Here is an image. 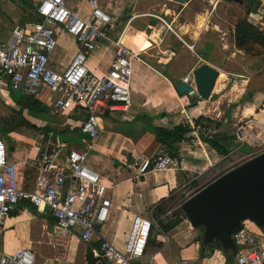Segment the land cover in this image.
<instances>
[{"label": "crops", "instance_id": "1", "mask_svg": "<svg viewBox=\"0 0 264 264\" xmlns=\"http://www.w3.org/2000/svg\"><path fill=\"white\" fill-rule=\"evenodd\" d=\"M17 2L26 4L24 8L30 9L31 15H33L34 10L37 13L36 9L24 0H17ZM207 2L210 3L209 0H189L183 4L177 3L175 0H100L101 8L111 15L115 23L116 30L113 39L118 37L125 27L132 34H137L139 37L135 41L144 50L139 56L140 59H137L142 67L140 70L139 67L135 69L133 66L132 76V79L137 76L136 84L139 79V90L143 89L145 78H148L150 74L154 76L147 87L148 96L146 99H141L140 96L133 101L131 99V106L127 111H115L107 113L103 117L102 136L89 157V166L100 173L103 182L109 186L108 197L112 204L109 219L103 227L98 228L97 236L91 243H84L81 240V233L75 234L74 230L67 245L69 246L68 255L67 252L59 255L57 244L55 242L53 244L52 240H45L46 234L48 236L52 232L55 234L57 227V221L51 215L50 210L38 211L30 203L24 201L17 206L16 210L5 221L4 232L1 236L2 251L11 253L21 248H27L32 249L34 253H40L43 257L41 264H71L73 260L69 257L75 254L78 242L85 245V260L89 250L93 251V255L96 251H100L103 239L113 243L117 249L124 250L133 220L136 216L141 215L152 218L158 225L153 229L149 240L153 244L149 243L147 248V253L153 264H167L164 260L169 258L171 259L169 264H175L178 261L176 257L187 264H214V256L213 258L201 256L202 247L200 245L201 249L199 248L198 242H195L193 255L187 254L191 250V246L179 249L180 244L174 243L167 249L170 251L169 256H165L163 253L165 248L164 239L168 235L170 236L172 231L179 228L177 229L178 232L186 224L193 232L197 229L190 227L183 219L165 234L161 230L160 222L175 221L176 213H179V211L182 213L180 207L185 201V194L188 191L202 189L229 169L223 170L210 182L203 183L199 179L186 187L185 185L192 175L182 170L150 171L144 177L136 178L134 173L127 169V163L133 157L152 158L161 150H164L157 139L156 128L158 127L173 129L180 124H187L190 120L195 121L198 117L204 116L222 123L224 127L233 128L234 131L231 134L236 136L237 126L244 120L243 113L246 110L250 112L251 116H255V119L252 120L255 125H264V85L261 84V89L253 94L249 104L242 110L234 97V90L238 86L237 80L229 77L234 75L233 73H236L235 76H241V68H238L237 72L226 70L225 66L211 60L210 52L218 48L221 51H218V53L225 55L228 62L233 58V62L238 64V59L235 60V58H242V56L237 55V53L226 52V42H223L219 47L217 44L209 43V38L201 47L202 38L197 36L205 29L201 30L200 27L207 26L210 23L208 19H205L206 15L203 13L206 10L205 3ZM1 3L2 0H0ZM68 6L83 18H87L91 11L87 0H69ZM256 10L255 13L249 15V22L264 27V5L258 3ZM24 16L23 14L20 17V24L10 27L12 31L8 36H6V31L3 34L1 33L0 40H8L16 28L35 23L22 24ZM202 17L205 19L204 23L200 19ZM212 25L214 31L221 32V37L226 40V30L221 28L224 24L215 21ZM261 30L264 29L261 28ZM149 43L150 45H148ZM58 48L66 51L64 59L59 60L60 51L56 52ZM77 51L76 39L67 32L62 31L58 36V45L50 56L49 66L57 73L64 72ZM115 51L114 43L108 40L100 41L88 58V68L99 76L105 75L115 57ZM65 59L68 60L65 61ZM203 64L215 67L220 73L210 98L208 100L193 99L188 94H179L177 86L186 79V82L195 88L194 71ZM219 80H221L219 88L227 90V92H224L227 99H224L221 95L215 99V94H218L217 82ZM247 80H250V77H247ZM246 82L248 81H245L244 84H247ZM0 85L11 88L2 79H0ZM224 87L227 89H224ZM192 102H195V104H191ZM218 105L219 108L216 109ZM220 105H223V107L220 108ZM224 105L228 108H225ZM231 108H233V111L230 114ZM63 115L67 116V121L64 123V127L57 130L69 129L70 133L78 132L80 134L79 125L82 118L66 113ZM248 127L249 125L245 126L243 133H241V136L247 141L243 148L246 152L247 150L251 151L249 154H244L245 157L256 150L258 153L261 151L260 148L264 146V133H248ZM227 133H230V131H227ZM51 136L54 140L57 139L65 145V149L61 153V156H65V160H62L59 155L60 163L65 164L69 150L83 149L82 139L79 143H64L57 134H51ZM177 150L176 158L183 165L200 170L202 175L205 176L217 172L225 159V156L219 154L203 139L202 145L198 142L194 143L191 133H188L184 140L177 144ZM11 151L12 160L19 163L15 148ZM19 165L21 166V163ZM25 173L26 170L22 172L24 178L22 183L30 188L32 183L30 185L25 184ZM187 188L190 190H187ZM171 202H174L173 208L176 213L169 212L168 208H170ZM159 209L162 210L161 214L158 211ZM182 215L186 218L183 213ZM250 227L253 230L256 228L254 226ZM197 232L202 234L200 230ZM53 237L56 239L55 235ZM179 238L176 239L179 240ZM4 246L13 249V251L4 249ZM41 248L45 250L41 251ZM162 255L165 256V259L162 258ZM158 256L160 259L157 258ZM218 259L219 264L227 263V260H222L220 257ZM96 263L103 262L96 260Z\"/></svg>", "mask_w": 264, "mask_h": 264}, {"label": "built area", "instance_id": "2", "mask_svg": "<svg viewBox=\"0 0 264 264\" xmlns=\"http://www.w3.org/2000/svg\"><path fill=\"white\" fill-rule=\"evenodd\" d=\"M68 1L24 0L36 9L41 21L16 28L8 40H0V79L12 89H20L26 97L39 98L55 113L81 117L79 128L83 135V149L69 150L65 164L59 161L65 145L51 135L47 147L33 145L36 156L32 163L28 159L24 163L34 170L29 188L23 185L20 165L10 157V148L0 133V264H36L32 249L21 248L12 254L1 249L5 221L21 202L30 203L38 211L49 209L57 219L55 237L66 242V246L77 227L81 228V240L91 243L98 228L109 219L112 205L109 186L100 173L89 166V157L102 136L103 117L130 108L134 60L140 59L144 50L135 41L138 35L132 34L127 27L113 39L115 23L101 8L100 0H87L91 9L87 18L73 11ZM209 1L213 10L220 2ZM259 1L264 5V0ZM62 31L76 39L78 51L66 70L57 73L49 66V60ZM102 40L114 43L116 51L107 73L99 76L88 68L87 62ZM188 124L194 143L202 145L204 128L195 121L190 120ZM244 128L241 123L236 130L240 148L247 143L241 136ZM212 133L210 130L206 134ZM262 152L264 149L255 156ZM127 169L136 178L150 171L182 170L192 175L185 187L202 177L200 170L183 165L167 150H161L152 158L135 156L127 163ZM199 190L188 191L185 201ZM184 220L192 227L186 218ZM246 222L234 233L236 253L233 261L226 264H264V233L260 229L255 232ZM157 226L150 217L136 216L124 250L103 239L100 251L94 253L95 259L102 264H153L147 248Z\"/></svg>", "mask_w": 264, "mask_h": 264}, {"label": "rangeland", "instance_id": "3", "mask_svg": "<svg viewBox=\"0 0 264 264\" xmlns=\"http://www.w3.org/2000/svg\"><path fill=\"white\" fill-rule=\"evenodd\" d=\"M255 1H256V4H258L260 2L259 0H255ZM205 4H206L205 5L206 10L203 13L206 15L205 19H208L210 21V23L207 26L200 27L201 30L202 29H205V30H203L202 33L200 35H198L197 37L202 38V46L201 47L204 46V42L207 41V39L209 38L208 39L209 43H212L213 45L217 44V45H219V47L221 46V44L223 42H226V44H227V47L225 48L226 52L237 53V55L242 56V58H237V57L235 58V60L238 59V62H239V64H238L236 62H233V58H231V61L228 62V59H227V57H225V55H221L220 53H218V51H220V49H218V48L213 49V51L210 52L211 53V60L218 62L219 65L225 66L224 68L226 70H229L231 72H237L238 68L239 69L241 68V70H242V71L240 70L242 72L241 76H237V75L235 76L236 73H233L234 75H230L229 77L235 78L237 80L238 86L234 90V97L237 99L236 101H238V103L237 102L236 103L238 104L239 108H242V110H243L244 107L249 104V101L252 98L250 93L255 94L256 92H258L261 89V84L264 85V54L261 56H253L250 53H245L244 51L238 50L235 46V38H234L235 25L240 19L246 18L247 13L252 6L250 5L249 0H243L242 4H240L234 0H222L221 3L219 2V5H217L215 7L214 10H213V7L211 6V3L208 4V2H207ZM24 5L26 6V4H24L23 2L18 3L17 0H2V3L0 4V34L1 33L3 34L6 31V36H8L12 31L10 27L14 26L15 24H20V17H22L23 14L25 16L28 14H32L30 9L24 8L25 7ZM247 18L249 21L250 16L248 15ZM263 18H264V16H263ZM215 21L220 22V24H224L221 28L226 30V35H225L226 40H223V37H221V34H222L221 32L214 31V27H213L212 23H214ZM257 26L264 29V27L259 25V24ZM114 35H113V38L115 37ZM148 45H150V43ZM56 52H59V54H60L59 60L65 58V55H66L65 50L58 48ZM67 60L65 59V61H67ZM227 63H230V64L228 65ZM138 67L141 70V67H142L141 64L137 60H134V68L136 69ZM166 70H168V68H166ZM136 77L137 76H135V78H133L131 81V99H132V101L135 100L139 96L141 97V99L147 98V96H148L147 87L150 85V83L152 81L151 79L154 76L152 74H150L148 76V78H145L143 80L145 85L143 86V89H141V91L138 88L139 87V85H138L139 79H138V83L136 84V79H137ZM247 77H250V80H247ZM245 81H248V82H246L247 84H244ZM220 82H221V80H219L217 82V84H218L217 93L218 94H215V99L218 98L220 95L222 97H224V99H227V97L224 95L225 94L224 92H227V90H222V88H219ZM224 89H227V88L224 87ZM8 90H9V88L0 85V121L2 119L12 115L14 110L19 109V107L16 104H14L11 101V99L9 98V91ZM12 96L15 99H18V98L23 96V92L20 89H13ZM222 107H223V105H220V108H222ZM224 107L228 108L225 105H224ZM218 108H219V105L216 107V109H218ZM225 108H224V110H225ZM232 111H233V108H231L230 114L232 113ZM221 117H223V116H221ZM243 117H244L243 118L244 120H242V123L245 126L249 125L248 133H256V132L264 133V125H261V124L255 125V123H253V121H252L255 119V116H251L249 111L246 110L243 113ZM66 121H67V116L57 113L56 114V123L57 124H53V129L57 130V129L64 127V123H66ZM34 122L38 126H42L41 121L35 120ZM221 131H223V132H227V131L229 132L230 131V133H231L234 131V129L233 128L230 129L228 126L224 127V125H223V128L221 129ZM3 139L5 140L6 144L9 146V148H11V147L15 148V152L17 153L18 161H19V163H21L20 169L22 172L26 170V173H25L26 182H25V184L30 185L32 183V181L34 180V170H32V168H30V166L25 167L24 163L27 159H28V161H30L32 163V160L36 156V152L33 150V145L38 144V145H41L42 147H47L48 142H49L48 138H46L45 133L40 132V131L31 130V129H20L16 132L11 133L8 136L4 135ZM263 149H264V146H262L260 148V150H263ZM9 152H10V157H12L11 149H9ZM244 152H246V150ZM250 152L251 151L247 150V152L245 154H249ZM255 154H257V150L252 152L247 157H245L244 154L237 152V153L233 154V156H232L233 159L230 162L226 161V163H223V165L220 166V168L217 170V172H213L211 175L210 174H208L206 176L202 175L200 180L203 183L210 182L211 180L215 179V177H217L223 170H226L227 168L228 169L233 168L234 166H237L240 163L245 162L244 160H248L250 157L255 156ZM60 156H61V154H60ZM61 159L65 160V156H61ZM174 202H171V204L169 206L170 208H168L169 212H171V213H173V212L176 213L174 211V208H173ZM246 223L250 226L256 227V228H254L255 232L259 231V228L254 223H252L250 221L246 222ZM177 229H179V228H177ZM177 229L172 231L170 236L168 235L167 237H165L164 244H165V248H166V246H167V248H166V250L164 248L163 253L165 254V256H167L168 253L170 252L167 249L171 245H174V243H179L180 244V246L178 247L179 249H182V248L184 249V248H188L191 246V250L189 252H187V254L193 255L194 248H195L194 246H196L195 242H198L197 244L199 245V248L201 245L200 240H199L200 235H201L200 232H197L198 230L193 232V230L190 229L187 226V224L184 225V227L182 226L180 228V230H178V232H177ZM77 233H81L80 227L75 228V234H77ZM54 235L55 234L53 232L49 236H48V234H46L45 240H48V241L52 240L53 244H54V242H55V244H57V249H58L59 255L64 254V252L65 253L67 252V255H68L69 246H66V244H65L66 242H63V241L58 240V239H54V237H53ZM177 237H180L179 240L176 239ZM166 243H168V244H166ZM4 249H6L8 251H13V249L8 248L7 246L6 247L4 246ZM42 250H45V249L41 248V251ZM215 250H216V252L214 253ZM121 251H123V250H121ZM14 252H11L10 254H12ZM35 254H36L35 255L36 264H41L42 263L41 260L43 257L40 255V253L38 254V252H36ZM163 255H162V258L165 257ZM55 256L56 255L54 254V257ZM213 256H214V264H219V259H218L219 257H220V259L222 258V260H227V258H228L224 254V252H222L218 248L216 249V247L212 248L210 250H207L205 252V255H204L205 258H213ZM69 258H71L73 260V262H71V264H87L86 260H85V245L83 243L78 242V247L76 249L75 254L70 255ZM157 258L160 259L159 256ZM177 259H178V261L175 264H183V261L180 260L179 257H176V260ZM164 261L167 264H169L171 259L170 258L165 259Z\"/></svg>", "mask_w": 264, "mask_h": 264}, {"label": "water", "instance_id": "4", "mask_svg": "<svg viewBox=\"0 0 264 264\" xmlns=\"http://www.w3.org/2000/svg\"><path fill=\"white\" fill-rule=\"evenodd\" d=\"M175 1L183 4L189 0ZM234 1L243 3V0ZM219 74L215 67L203 64L194 71L195 88L182 81L177 92L208 100ZM180 209L191 226L201 231V247H216L234 256L233 236L240 224L250 221L264 233V152L224 172L183 202ZM86 261L102 264L96 263L92 250L87 253Z\"/></svg>", "mask_w": 264, "mask_h": 264}, {"label": "trees", "instance_id": "5", "mask_svg": "<svg viewBox=\"0 0 264 264\" xmlns=\"http://www.w3.org/2000/svg\"><path fill=\"white\" fill-rule=\"evenodd\" d=\"M249 2L252 7L248 11L246 18L240 19L234 28L235 46L238 50L244 51L245 53H250L253 56H261L264 54V33L259 26L253 25L248 21V15L257 11L256 1L249 0ZM37 21H41V18L34 10L33 15L30 14L24 17L22 24ZM12 92L13 89L10 88L9 97L13 103L19 107V109L14 110L12 115L0 121V133L3 136H8L9 134L20 129H31L45 133L46 138L51 134H57L59 139L64 143H79L81 141V133H70L69 129H65L63 131L53 129V124H57V113L51 111L39 98H31L23 95L22 97L15 99L12 96ZM250 95L252 97L253 93H250ZM191 104H195V102H192ZM33 120L41 121L42 126H38ZM195 122L204 128L201 138L219 154L225 156V159L221 165L226 163V161L230 162L233 159V154L237 152L241 154L246 153L243 152L245 150L243 147L240 148V142L235 135L221 131L223 127L222 123H218L213 119L204 116L198 117ZM210 130L213 131V133L207 135L206 133H208ZM156 132L158 142L161 144V146H163L164 150L169 151L173 156L176 157L178 151L177 144L184 140L185 136L192 132V129L188 123H183L174 127L173 129L158 127L156 128ZM234 150L237 151L233 153ZM34 209L36 208L34 207ZM158 211L160 214L162 213L161 209ZM182 216V213L179 211V213H176L175 215V221L168 223L161 221V230L165 234L168 233L184 219ZM241 227L242 224H240L236 230H239ZM199 240H201V237ZM212 248L215 247H202L201 256L203 257L205 252ZM225 255L228 257L227 263H231L234 257L226 253Z\"/></svg>", "mask_w": 264, "mask_h": 264}, {"label": "bare ground", "instance_id": "6", "mask_svg": "<svg viewBox=\"0 0 264 264\" xmlns=\"http://www.w3.org/2000/svg\"><path fill=\"white\" fill-rule=\"evenodd\" d=\"M201 19H202V21H203V23H204L205 19H204V18H201Z\"/></svg>", "mask_w": 264, "mask_h": 264}, {"label": "clouds", "instance_id": "7", "mask_svg": "<svg viewBox=\"0 0 264 264\" xmlns=\"http://www.w3.org/2000/svg\"><path fill=\"white\" fill-rule=\"evenodd\" d=\"M138 39H139V37H138Z\"/></svg>", "mask_w": 264, "mask_h": 264}]
</instances>
